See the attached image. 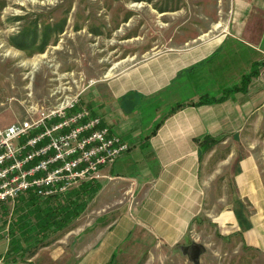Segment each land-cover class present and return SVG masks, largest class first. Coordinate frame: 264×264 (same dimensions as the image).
I'll list each match as a JSON object with an SVG mask.
<instances>
[{"label": "crops", "instance_id": "0c3cea01", "mask_svg": "<svg viewBox=\"0 0 264 264\" xmlns=\"http://www.w3.org/2000/svg\"><path fill=\"white\" fill-rule=\"evenodd\" d=\"M173 32L149 57L94 78L75 105L128 145L95 177L116 215L89 252L90 264H108L128 240L177 245L205 218L226 236L264 247V185L244 145L251 117L264 109V0H232L226 27L216 22ZM202 96L215 101L200 103ZM116 189L126 194L123 204ZM210 192L222 193L220 201L229 194L228 200L208 207ZM5 231L0 264H19L5 258ZM49 246L22 264H35Z\"/></svg>", "mask_w": 264, "mask_h": 264}, {"label": "rangeland", "instance_id": "374dc122", "mask_svg": "<svg viewBox=\"0 0 264 264\" xmlns=\"http://www.w3.org/2000/svg\"><path fill=\"white\" fill-rule=\"evenodd\" d=\"M231 19L232 0H0V126L36 117L40 106L70 102L78 93L79 98L94 78L149 57L169 35H176L174 27H209L216 22L226 27ZM244 145L255 156L264 185V109L251 117ZM100 184L98 189L96 184L88 186L80 197L79 214L65 229L51 234L53 243L43 248L46 253L35 264H90L89 252L116 215L114 205L103 201ZM119 190L118 205L126 196ZM224 194L227 199L229 194ZM221 195L207 193L208 207H222L226 200L216 199ZM16 202L0 205L5 234L19 212L30 221L36 216L29 213L28 204L20 210L23 203ZM222 232L205 218L177 245L143 237L122 242L108 264H195L181 250L193 242L204 247L198 264H264V247L254 248ZM51 246L57 257L48 254Z\"/></svg>", "mask_w": 264, "mask_h": 264}, {"label": "built area", "instance_id": "2783aa9c", "mask_svg": "<svg viewBox=\"0 0 264 264\" xmlns=\"http://www.w3.org/2000/svg\"><path fill=\"white\" fill-rule=\"evenodd\" d=\"M70 102L40 106L36 117L0 126V203L33 189L45 197L95 178L127 149L101 118Z\"/></svg>", "mask_w": 264, "mask_h": 264}, {"label": "trees", "instance_id": "16d2710c", "mask_svg": "<svg viewBox=\"0 0 264 264\" xmlns=\"http://www.w3.org/2000/svg\"><path fill=\"white\" fill-rule=\"evenodd\" d=\"M212 101H215V99H209L205 96H202L199 100L200 103ZM77 184L78 187H70L64 192H56L45 197L39 196L35 190L29 189L15 198L17 200L16 204L18 202L23 203L22 206L17 204L20 210L28 204L29 213H35L36 216L34 220L30 221L26 217L27 214L19 212L18 217H15L7 225L8 247L5 258H8L13 263L28 262L27 260L40 247L51 242L52 233L65 229L66 226L70 225L71 219L79 214L82 209L80 197L85 190L89 189L88 186L96 184V189L101 186L100 182L95 178L81 180ZM73 198L75 200H72ZM52 200H55L57 204L50 206L49 203ZM60 200L63 201L64 206L59 205ZM3 203H0V205Z\"/></svg>", "mask_w": 264, "mask_h": 264}, {"label": "water", "instance_id": "95a60500", "mask_svg": "<svg viewBox=\"0 0 264 264\" xmlns=\"http://www.w3.org/2000/svg\"><path fill=\"white\" fill-rule=\"evenodd\" d=\"M188 248H189V245H182L181 246V250L183 253L185 254H188ZM192 253H191V260L195 263V264H198L199 263V260H198V257H199V254L202 250H204V247L202 244L200 243H197V242H193L192 243Z\"/></svg>", "mask_w": 264, "mask_h": 264}, {"label": "flooded vegetation", "instance_id": "af4514ba", "mask_svg": "<svg viewBox=\"0 0 264 264\" xmlns=\"http://www.w3.org/2000/svg\"><path fill=\"white\" fill-rule=\"evenodd\" d=\"M192 250H193V249H192V244H190V245H189V248H188V254H190V255H191V253H192Z\"/></svg>", "mask_w": 264, "mask_h": 264}, {"label": "bare ground", "instance_id": "6f19581e", "mask_svg": "<svg viewBox=\"0 0 264 264\" xmlns=\"http://www.w3.org/2000/svg\"><path fill=\"white\" fill-rule=\"evenodd\" d=\"M4 76V75H3Z\"/></svg>", "mask_w": 264, "mask_h": 264}]
</instances>
